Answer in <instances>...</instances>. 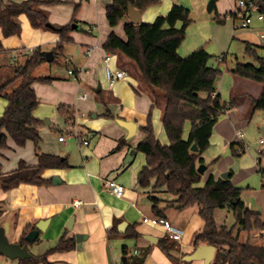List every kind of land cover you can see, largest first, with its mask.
Listing matches in <instances>:
<instances>
[{"label":"crops","instance_id":"1","mask_svg":"<svg viewBox=\"0 0 264 264\" xmlns=\"http://www.w3.org/2000/svg\"><path fill=\"white\" fill-rule=\"evenodd\" d=\"M59 1L61 3L42 8L52 27L59 28L72 23L69 33L72 40L63 45L61 52L53 51L60 40L57 30L33 28L24 14L18 15L16 19L21 27L18 36L4 37L0 28L1 66L22 63L25 57L33 54L34 49L39 48L44 53L53 52L52 61L56 55L63 56L64 61L68 59L70 64L67 65V71L70 68H87L90 71L89 74H83L79 81H74L68 73L66 77L60 78L56 75L34 76L36 68L33 71V78H50L47 82L35 80L32 84L39 101L32 116L42 122L38 128V147L42 153L66 159L68 168L45 169L41 174V178L46 181L44 184L22 183L6 192L0 190V226L4 228L6 237L10 242L18 243L27 226H35L39 220L48 219L47 230L39 232L34 242L26 244L32 256L40 257L55 247L63 235L65 239L73 237L75 244L71 251L47 255L46 260L50 264H203L202 260L183 261L185 255L195 250L194 237L203 228L195 206L183 210L170 207L163 212L164 218L181 232L179 241L170 240L159 226L141 223L143 217H155L148 194L138 189L136 184L137 174L146 166L145 156L136 150V145L145 138L139 128L146 124L148 113L151 114L155 138L163 146L168 144V140L162 126L164 103L153 106L151 91L140 82L138 70L129 60L122 57L124 65L120 67L126 71L127 78L118 82L113 89H108L103 77V67L100 66L105 51L102 45L110 33L125 39L123 26L129 20L125 17L126 20L114 28L109 26L105 10L112 0H79L77 4L78 0ZM209 1L158 0L159 4L146 8L140 18L142 24L152 23L156 17L166 15L174 5L188 9L191 23L177 55L186 57L198 48H204L210 55L208 66L216 67L226 64L232 44L238 37L236 29L239 26H235L238 19L232 16L237 0H218L215 12L207 11ZM263 21L256 19L259 26ZM180 26L181 22H178L176 28ZM255 35L259 39V47H264V31H258ZM242 41L245 47H251L250 41ZM89 46L95 47V52L87 58L84 50ZM213 52L223 56L221 62L217 61L219 55L213 57ZM258 55L264 56V53ZM44 63L51 62L45 60ZM119 63L120 58L117 56L118 67ZM236 63L239 62L236 60ZM250 63H254V59ZM234 67L222 69L217 92L224 102L233 96L240 97L239 102L235 108L220 115L214 124L210 146L202 154L201 164L206 169L201 177L205 182L210 175L219 178L220 174L229 172L232 183L243 191L241 198L244 206L264 218V175L259 190L248 183L249 174L256 172V161L246 158L245 153L239 159V173L233 174L231 166L236 159L232 157L230 149L231 143L244 145L241 140L244 136L242 129L250 125L253 116L263 112L251 111L249 98H257L261 86L233 76L230 70ZM84 92L87 98L81 101L78 97ZM6 105L7 102L0 98V117ZM60 106L69 107L74 116L72 120L81 131L88 133L87 145L78 146L70 140L58 142V137L68 124L67 118L58 112ZM106 111L113 117L106 116ZM261 116L260 123L264 125V116ZM116 119L136 124V131L131 138H127V130ZM61 123L65 124L64 128L60 126ZM189 128L190 123L186 122L183 139L187 138ZM237 133H241L242 137L238 138ZM133 150L135 153L132 158L126 161V156ZM21 160L26 165L36 166L33 143L27 141L17 147L8 137L7 148L0 150L2 172L15 170ZM108 180L123 185L122 197L116 198L106 190L105 182ZM74 201L79 204H73ZM163 205L165 203L160 206ZM225 213L229 212L225 209L215 210L214 220L218 226L221 225L218 224L217 216H225ZM71 217L73 221L71 229H68L65 226ZM122 223L125 227L121 230L119 226ZM135 233L138 236L131 237ZM76 235L83 236L80 242H76ZM255 236L263 238L259 231L250 234L251 239ZM162 239H168L167 252L159 245ZM141 258L142 262L138 263ZM0 264H19V261L0 256Z\"/></svg>","mask_w":264,"mask_h":264},{"label":"trees","instance_id":"2","mask_svg":"<svg viewBox=\"0 0 264 264\" xmlns=\"http://www.w3.org/2000/svg\"><path fill=\"white\" fill-rule=\"evenodd\" d=\"M218 0H210L208 12L216 11ZM257 11L264 15V0H251ZM61 3L59 0H0V28L4 37L18 36L21 31L17 17L26 15L33 28L47 29V13L42 7ZM106 7L105 18L111 28L126 20L129 6L144 12L146 8L159 4L158 0H112ZM78 6L75 8V12ZM181 22L177 29L176 25ZM189 10L174 5L166 15L156 17L152 23L134 25L125 23L123 35L125 39L110 33L102 45L104 51L125 57L138 70L140 82L151 91L153 106L164 103L162 110V126L168 144L163 146L155 138L151 124V114L144 126L140 127L145 138L136 146L143 153L146 166L137 174V188L148 194L153 216L162 217L167 208L183 210L189 206L198 209L203 228L194 237V246L207 244L216 248L214 264H264V245L256 246L250 242H242L240 234L259 231L264 239V218L244 206L242 189L228 179L211 176L200 186L202 174L197 167L203 163L202 154L209 148V139L213 126L220 115L238 105V96L224 102L217 92V83L223 74L218 67H209L210 55L204 48H198L186 57L177 55L178 47L186 36L190 25ZM55 28V27H52ZM60 40L53 51L61 52L63 45L71 41L69 33L72 23L55 28ZM2 50L0 42V51ZM246 51L253 57L254 63H236L230 73L240 79H246L261 86L259 96L250 98L251 111H264V56L257 55L254 48L246 46ZM45 62V53L34 49L31 56L25 57L19 64H12V77L0 81V98L7 102L0 117V150L7 148V138H11L17 147L31 141L37 157L36 166L26 165L22 160L15 170L2 172L0 166V190L6 192L22 183L44 184L41 178L45 169L68 168L66 159L56 155L40 152V134L38 128L41 120L32 116L39 104L33 83L35 80L47 82L50 78H33L32 73ZM120 67V63H119ZM3 66L0 65V80ZM61 116L72 120L70 108L60 106ZM108 117H113L105 112ZM190 123V131L183 139L184 124ZM197 147L193 152L191 148ZM234 159L245 153V147L239 143L230 144ZM170 194L173 198L163 200L159 195ZM161 203H165L161 207ZM216 209H225L232 213L231 227L225 224L218 226L214 220ZM0 208V216H1ZM34 226H27L18 242L24 246L29 244L25 236ZM138 236L137 233L131 237ZM160 247L167 252L168 239L159 241ZM74 238L61 236L56 246L47 250L40 257L19 261V264H50L46 256L56 252L74 249ZM173 247V245H171ZM18 261V260H17ZM142 262V258L138 259Z\"/></svg>","mask_w":264,"mask_h":264},{"label":"rangeland","instance_id":"3","mask_svg":"<svg viewBox=\"0 0 264 264\" xmlns=\"http://www.w3.org/2000/svg\"><path fill=\"white\" fill-rule=\"evenodd\" d=\"M79 2V0L75 3L77 4ZM241 23L240 19H238L235 22V26H239ZM253 24H251L249 27L251 28H238L236 29V31L238 32V37L237 39L233 42V46H232V50L230 51V54L228 55L227 58V62L226 64H218L216 65V67L222 69H225V67L228 66V68L234 67L236 64V60L239 63H245L248 61H252L253 57L246 51V47L245 44L242 40H247L250 41L251 43V47H254L256 50L257 55L258 54H263L264 53V47H259V43L258 40L256 38L255 33L258 31L263 32L264 31V21L260 22L261 25L259 26V24L256 22V19L253 20L252 22ZM232 27V26H231ZM257 28V29H256ZM214 51V50H213ZM30 53V52H29ZM215 57L219 54L216 55V52L212 53ZM66 55V54H65ZM221 55H219L220 57ZM214 60V58H213ZM70 62H66V60H63V56L61 55H56V59L54 61H51V63L48 64H43L39 67L36 68L35 72L33 73L34 76H54L56 75L57 77L63 78L66 77L67 75V65H69ZM120 65L123 66V62H122V57L120 56ZM102 67V66H100ZM123 69V67H122ZM3 73H2V77H1V82L3 83V81H6L7 79L12 77V69H11V65L9 63L4 64L3 68ZM104 77V76H103ZM264 116V111L260 112L259 115H255L252 118V121L250 122V125H246L243 129L242 132L244 134L242 140V143L244 144L243 146L245 147V154H246V158L251 159L252 161H256L255 162V166H256V172L250 173L248 176V183H250L251 186H253V188L255 187V189L259 190L260 189V185L262 183V176L264 175V144L260 145L259 141L263 140L264 142V129L263 126L261 125L260 121L262 116ZM57 126V125H56ZM61 127H65V124L61 123L60 124ZM64 133V132H63ZM71 142L75 143L74 140H70ZM243 156V155H242ZM242 156L240 158H242ZM236 159L234 164L231 166V168L233 169V166L235 165L236 162L239 163V159ZM239 173L238 170H234L233 174H237ZM204 182L201 181L200 183H198V186L202 185ZM159 197L161 198H173L170 194H165V195H159ZM165 206V205H163ZM167 210V209H166ZM221 210V209H220ZM263 213V212H261ZM223 215V214H222ZM219 217L218 220V224L219 225H223L225 224L227 227H231L232 223H233V216L232 213H225V216H217ZM263 218V216H262ZM256 234L257 231L251 232V233H244L243 236L240 237V239L242 240V242L246 243L248 242H253L254 244H256V246H260V244L264 243V239L260 238L259 236H255L252 237L253 239H251L250 234Z\"/></svg>","mask_w":264,"mask_h":264},{"label":"built area","instance_id":"4","mask_svg":"<svg viewBox=\"0 0 264 264\" xmlns=\"http://www.w3.org/2000/svg\"><path fill=\"white\" fill-rule=\"evenodd\" d=\"M232 16L236 19H240L241 23L239 28H248L250 24L253 22V19L263 20L264 15L257 11V6L251 0H237L234 6V10L232 12ZM264 42V41H263ZM95 47L89 46L86 47L84 52L85 56L91 57L95 52ZM223 56L218 57L217 61L221 62ZM69 61L68 59L66 62ZM117 55H112L105 51L101 58V65L103 67V76L105 82L107 83L108 89H113L115 85L123 81L127 78L126 71L121 67L117 66ZM67 73L72 77L74 81H79L83 74H89L90 71L87 68H70ZM87 98V93L84 92L82 95L78 97L79 100L84 101ZM64 133L58 137V142H67L69 140H74L78 146H85L88 144V133L83 132L79 129L76 122L68 119V124L65 127ZM238 138L242 137L241 133H237ZM259 143H263V140L259 141ZM106 190L116 198H120L123 196L124 187L122 184L117 183L114 180H108L105 182ZM73 204L78 205V201H74ZM141 223L149 224L154 226L161 227L167 237L172 241H179L181 238V232L176 229L173 225H171L170 221L166 220L162 217H143L141 219ZM135 254V252H134Z\"/></svg>","mask_w":264,"mask_h":264},{"label":"water","instance_id":"5","mask_svg":"<svg viewBox=\"0 0 264 264\" xmlns=\"http://www.w3.org/2000/svg\"><path fill=\"white\" fill-rule=\"evenodd\" d=\"M140 14L141 12L132 7L129 6L128 10H127V15L126 18L129 20V23H132L134 25H142V20L140 18ZM47 28H52L51 25L47 24L46 25ZM45 60L47 62H51L53 60V52H45ZM116 122L122 126L125 130H127L128 135L127 138H131L134 133H135V128H136V124L132 121H124L122 119H116ZM191 150L193 152L197 151V147L194 145ZM135 153V150L131 151L127 156H126V161H128V159H131L133 154ZM206 167L204 164H200L197 167V172L199 174H203L205 171ZM238 169V162L235 163V165L233 166V170H237ZM229 172H225L220 174V177L223 179H228L230 176ZM73 221V218L71 217V219L69 220L68 224H66V228L71 229V223ZM49 220H39V222H37L34 226L35 230L30 231L26 236L25 239L27 242L32 243L34 242L37 237L39 232H44L47 230L48 224H49ZM120 229L122 230L125 226L122 223L120 226ZM83 238L82 235H76L75 239L76 242H80L81 239ZM215 253H216V248L214 246L211 245H207V244H200L197 248H195V250L184 256L183 261H187V262H193V261H203V264H211L215 258ZM0 256L4 257L6 259H10V260H18V261H24L26 259H30L32 257V255L30 254V252L28 251V247L27 245L21 246L18 243H14V242H10L8 240V238L6 237L5 234V230L2 226H0Z\"/></svg>","mask_w":264,"mask_h":264}]
</instances>
